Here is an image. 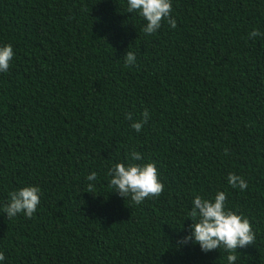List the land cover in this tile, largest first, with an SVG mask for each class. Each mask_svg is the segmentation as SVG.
Here are the masks:
<instances>
[{
    "label": "trees",
    "instance_id": "1",
    "mask_svg": "<svg viewBox=\"0 0 264 264\" xmlns=\"http://www.w3.org/2000/svg\"><path fill=\"white\" fill-rule=\"evenodd\" d=\"M172 8L177 27L145 35L126 0H0V43L15 52L0 73V203L42 192L31 218L0 211L3 264H227L183 243L192 199L217 191L255 233L236 264H264V37L249 38L264 33V0ZM145 110L137 133L125 117ZM132 149L163 183L139 205L108 184Z\"/></svg>",
    "mask_w": 264,
    "mask_h": 264
},
{
    "label": "clouds",
    "instance_id": "2",
    "mask_svg": "<svg viewBox=\"0 0 264 264\" xmlns=\"http://www.w3.org/2000/svg\"><path fill=\"white\" fill-rule=\"evenodd\" d=\"M172 0H126V12L139 16L145 23L142 31L145 35L156 33L162 26V21L170 28L177 27L176 18L172 15ZM264 37V33L253 30L249 33L250 39ZM15 52L11 44L0 43V73H7L14 59ZM125 63H135V54L127 51ZM129 120L130 127L140 133L150 119V113L145 110L140 119H133L131 114L125 117ZM227 155V151L225 152ZM143 159V154L132 149L128 153V162L114 163L109 170V186L125 199H130L135 204L143 203L146 198H152L161 193L163 183L159 179L155 163H137ZM97 174L91 172L86 176L87 192H91ZM227 181L241 191L247 189L245 179L229 173ZM42 192L37 185L18 187L9 193L8 199L0 203V211L12 220L19 215L31 218L40 204ZM227 195L217 191L214 197L205 198L196 195L191 201L188 212L192 220L190 233L183 238V243H194L207 253L212 250H223L227 264H236L238 248L252 244L255 233L248 218L226 207ZM5 257L0 253V264Z\"/></svg>",
    "mask_w": 264,
    "mask_h": 264
}]
</instances>
